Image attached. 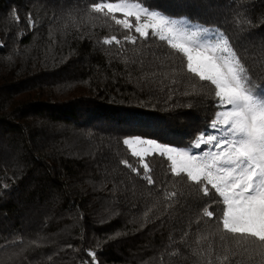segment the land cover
Wrapping results in <instances>:
<instances>
[{"label":"trees","instance_id":"16d2710c","mask_svg":"<svg viewBox=\"0 0 264 264\" xmlns=\"http://www.w3.org/2000/svg\"><path fill=\"white\" fill-rule=\"evenodd\" d=\"M220 34L264 90V0H0V264H264L211 185L172 173L226 107L192 41Z\"/></svg>","mask_w":264,"mask_h":264},{"label":"snow or ice","instance_id":"6c2138e0","mask_svg":"<svg viewBox=\"0 0 264 264\" xmlns=\"http://www.w3.org/2000/svg\"><path fill=\"white\" fill-rule=\"evenodd\" d=\"M93 8L98 12L104 8L109 12L113 11L111 3L104 4L103 8L100 3H96ZM116 22L123 24L125 28L130 27L124 20ZM167 24L168 20L162 18L163 26L160 27V31H164ZM29 25L34 27L31 16ZM148 27L156 29L158 26L156 24L137 26L135 31L141 37L147 38L148 33L145 29ZM218 38L224 50L230 51L229 38L224 34H220ZM160 39L163 40L165 37L160 36ZM113 41H116L115 36L111 39L106 38L103 43L111 44ZM3 46L4 44L0 42V47ZM192 59V55L189 54L188 68L196 73L197 69L193 68ZM205 59L209 61L214 72L206 76L203 70H200L198 73L200 79L210 81L216 88L215 97L219 106H231V110L223 113L225 118L222 124L226 127L218 129L216 121L211 124V128L218 129L220 135L201 133L193 146L195 149H202V146L207 145L218 151L205 152L202 157L184 152L179 170L173 166L172 173L175 175L186 173L189 181L197 184L206 182L211 185L227 205V210L223 213L224 229L234 234L251 236L264 244V98L256 97L252 94L251 88L244 87L242 81L246 78L242 74L247 69L240 59L236 58L235 52H232V66L227 67L226 72L222 67L212 63L211 56ZM130 139L140 141V137ZM130 139H124L123 143L130 145ZM168 151L174 149L169 148ZM173 164L175 165L176 161H173ZM145 168L147 169V165ZM146 178L150 185L154 183L151 177ZM203 194L205 196L209 194L207 187L203 189ZM205 215L211 218L214 213L206 211ZM89 255L95 258L94 252H90Z\"/></svg>","mask_w":264,"mask_h":264},{"label":"rangeland","instance_id":"374dc122","mask_svg":"<svg viewBox=\"0 0 264 264\" xmlns=\"http://www.w3.org/2000/svg\"><path fill=\"white\" fill-rule=\"evenodd\" d=\"M175 32H177V33H179L176 29H175ZM182 35H185V34H182ZM180 36V35H179ZM186 36V35H185ZM187 37V36H186ZM192 41L193 42H195L196 44H197V46H199L205 53H206V55L207 56H211L215 61H216V64H217V66L218 67H222V70L223 71H227V67L228 66H226L225 64H223L222 62H221V57L219 56V55H217V54H215L214 52V54L212 53V51L210 50V48H214V49H216L223 57H226V56H229L228 55V53L224 50V48L223 47H221L220 45H219V43L217 42L215 45H213V46H208V45H204L202 42H197L196 41V39H192ZM196 56V55H195ZM228 64H229V67L230 66H232V62L231 61H228ZM207 71L210 73V74H213V72H214V69H212V67L211 66H208L207 65ZM243 76V75H242ZM244 77V76H243ZM243 82V85H244V87L245 88H251V90H252V94H254L256 97H258V98H264V90H261V89H257V88H254L253 86H251L250 85V83L248 82L247 83V81L245 80V81H242ZM231 110V106H226L225 108H224V110H223V113H225V112H227V111H230ZM225 117H224V115L222 114L220 117H219V119L216 121L217 122V125H218V129L219 128H222V127H226V126H224L223 124H222V121H223V119H224ZM218 129H214L215 130V135H220L221 133L218 131ZM208 151H212V152H216V151H218L217 149H215V148H211L210 146L209 147H207V148H204L202 151H201V153L198 155L197 153V156H203V154L205 153V152H208ZM196 154H190V155H196Z\"/></svg>","mask_w":264,"mask_h":264}]
</instances>
